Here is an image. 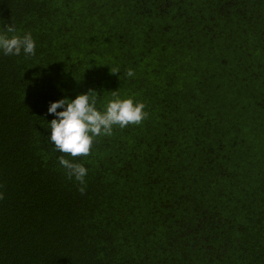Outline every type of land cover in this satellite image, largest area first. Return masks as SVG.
<instances>
[{
  "label": "trees",
  "instance_id": "1",
  "mask_svg": "<svg viewBox=\"0 0 264 264\" xmlns=\"http://www.w3.org/2000/svg\"><path fill=\"white\" fill-rule=\"evenodd\" d=\"M9 24L36 52L0 50V264H264V0H0ZM89 90L149 117L75 158L81 194L48 109Z\"/></svg>",
  "mask_w": 264,
  "mask_h": 264
},
{
  "label": "clouds",
  "instance_id": "2",
  "mask_svg": "<svg viewBox=\"0 0 264 264\" xmlns=\"http://www.w3.org/2000/svg\"><path fill=\"white\" fill-rule=\"evenodd\" d=\"M15 32V25L9 24L6 26V32L0 33V50L5 55H19L22 50L26 55H35L36 44L31 33L23 36L7 35ZM111 72L117 73L119 69L111 68ZM125 74L128 77L135 75L132 69H128ZM94 91L79 94L74 100H57L52 102L48 109L50 114L56 116L50 121V140L55 149L63 153L58 158L59 163L67 170L69 179L75 178L80 183L78 190L81 194L86 191L85 177L88 169L82 163L75 162V158L89 156L95 139L103 135L111 136L114 126L125 128L130 124L140 125L149 117V113L145 111L146 105L143 102L134 103L132 98L114 99L107 104L106 111L101 112L96 107L97 96L93 94ZM112 92L116 94V91ZM61 108L64 110L58 111ZM3 199L4 193L0 191V200Z\"/></svg>",
  "mask_w": 264,
  "mask_h": 264
}]
</instances>
